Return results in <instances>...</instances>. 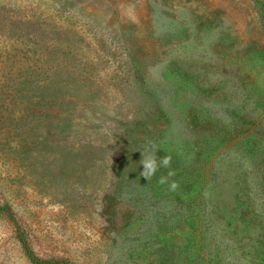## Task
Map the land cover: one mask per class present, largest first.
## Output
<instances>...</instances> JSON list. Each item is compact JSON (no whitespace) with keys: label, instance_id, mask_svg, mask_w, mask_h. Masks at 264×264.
<instances>
[{"label":"rangeland","instance_id":"1","mask_svg":"<svg viewBox=\"0 0 264 264\" xmlns=\"http://www.w3.org/2000/svg\"><path fill=\"white\" fill-rule=\"evenodd\" d=\"M0 264H264V0H0Z\"/></svg>","mask_w":264,"mask_h":264},{"label":"clouds","instance_id":"2","mask_svg":"<svg viewBox=\"0 0 264 264\" xmlns=\"http://www.w3.org/2000/svg\"><path fill=\"white\" fill-rule=\"evenodd\" d=\"M156 151L155 144L150 145V150L149 148H146L144 151H142V160L140 163L143 166V171L140 173V176L145 177L150 181L152 176L156 174L159 168L164 167L168 168L169 171L167 176L160 177L159 183H169V178L175 175V171L171 169L172 157L170 155H165L163 157L157 158ZM178 186V182L174 180L169 184L170 190L172 191H175Z\"/></svg>","mask_w":264,"mask_h":264}]
</instances>
